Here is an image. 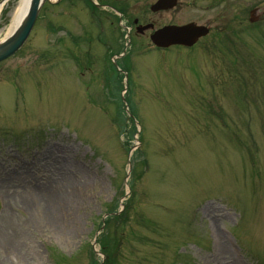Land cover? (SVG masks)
<instances>
[{"label":"rangeland","instance_id":"374dc122","mask_svg":"<svg viewBox=\"0 0 264 264\" xmlns=\"http://www.w3.org/2000/svg\"><path fill=\"white\" fill-rule=\"evenodd\" d=\"M19 2L11 0L0 14V32L9 27ZM194 2L195 7L181 8L175 19L187 15L211 22L213 33L204 46L212 53L157 50L146 57L135 55L134 69L103 62L108 56L82 68L78 61L62 63L54 50L45 48L43 36L71 4L46 3L42 8L29 44L5 64L19 68L17 74L0 75V191L5 195L0 196V264H90L88 249L94 250L98 224L108 217L109 203L123 201L120 192L122 197L128 191V150L133 145V158L143 155L147 163L136 166L135 180H128L136 194L133 208L125 211L130 218L117 231L97 236L95 250L105 256L114 251L117 257H107L106 263L264 264V26L243 32L241 20L250 8L231 3L223 24L230 29L237 24L232 18L240 20L234 46L241 61L240 75L232 77L233 51L218 45L222 26L213 17L217 11L197 9L209 0ZM110 34L103 38L109 43ZM42 52L49 57H41ZM125 90L138 125L122 115L128 116L118 102ZM36 141L40 143L29 145ZM50 157L52 167L46 161ZM32 163L45 165V172L32 176L34 169L24 166ZM22 172L32 175L23 178ZM49 178L60 182L50 190L62 189L68 196L51 220L47 198L32 208L21 196L24 187L27 192L48 188ZM219 196L223 202L205 203L201 215L200 206ZM222 203L240 217L239 225L226 231L253 258L245 263L237 259L239 252L225 232L235 215ZM206 223L216 235L211 247ZM8 231L16 238V251L7 248ZM57 253L74 258L61 260ZM94 255L101 261V255Z\"/></svg>","mask_w":264,"mask_h":264},{"label":"flooded vegetation","instance_id":"af4514ba","mask_svg":"<svg viewBox=\"0 0 264 264\" xmlns=\"http://www.w3.org/2000/svg\"><path fill=\"white\" fill-rule=\"evenodd\" d=\"M85 2L92 5V11L94 13L93 24L105 26L111 25L113 31L117 32V42H120L121 33H129L131 38V42L133 46L144 45L150 47V36L165 27L173 26V27H183L186 25L194 24L197 27L207 26V22L197 20V19H187V15L181 17L178 21H176V13L180 11L181 8H192L195 7L194 0H165V6L167 9H161L158 11H152L151 6L160 1V0H84ZM176 2V6L170 8V3ZM211 6L220 5V11L215 17V19L219 22V27L228 26L223 24L224 20L227 19V13L231 8V3H234L232 0H209ZM251 2V6L255 7V0L249 1ZM146 3L145 5H143ZM250 4V3H249ZM208 4L201 5L198 10L207 9ZM135 9V10H133ZM120 12V13H119ZM189 12V11H187ZM120 16L119 18H115L114 16ZM168 18H172L167 20ZM235 21H239L238 17L232 18ZM246 19V18H245ZM210 27V26H209ZM211 28V27H210ZM109 29V28H108ZM212 31V30H211ZM106 33H100V35L105 36ZM141 35V36H140ZM120 36V38H119ZM144 36V37H142ZM207 36V35H205ZM198 36L195 38L197 43L195 46L191 47L195 48L197 46H204L206 44V40L208 36ZM81 37L80 35L77 38ZM94 33L91 35V40H94ZM82 42L83 38H82ZM105 43V44H103ZM101 43L104 46H114L116 43L110 41L107 43L104 41ZM118 45V44H117ZM85 45L76 44V48H83ZM182 46H172L170 48H175ZM156 48V47H154ZM168 48V50L170 49ZM185 48V47H182ZM158 49V48H157Z\"/></svg>","mask_w":264,"mask_h":264},{"label":"bare ground","instance_id":"6f19581e","mask_svg":"<svg viewBox=\"0 0 264 264\" xmlns=\"http://www.w3.org/2000/svg\"><path fill=\"white\" fill-rule=\"evenodd\" d=\"M29 3H30V0H21L19 2V8L14 15V18H13L14 23L12 27L15 26L18 19H20L23 15L27 13V9L29 8ZM50 159L54 161L53 157H50ZM47 163L49 166L53 165V164H50V162H47ZM49 179L51 181H49L48 183L49 184L48 188L43 189L41 187H36L33 189L32 192L31 191L27 192L25 191V187H24L23 188L24 191L22 192L21 196L24 200L27 201V204L30 205L32 208L36 207L37 205H40L41 200L45 202L47 198L48 200L46 203L48 207L51 208V214L49 213V220H51L55 215H57L59 211H61V209L66 204V202H68V196L66 197V194L62 193V189L61 190L56 189L54 191L50 190L52 187H57L60 182L58 180H53V178H49ZM70 199H72V197H70ZM33 211H36V210L33 209ZM9 233L10 232L8 231V233L5 236L7 248L8 250L15 249L16 251V247L18 246V245L17 246L14 245L16 242L15 241L16 238L15 239L13 237L10 238ZM13 234L15 236L17 234L16 231H13Z\"/></svg>","mask_w":264,"mask_h":264},{"label":"water","instance_id":"95a60500","mask_svg":"<svg viewBox=\"0 0 264 264\" xmlns=\"http://www.w3.org/2000/svg\"><path fill=\"white\" fill-rule=\"evenodd\" d=\"M45 0H31L30 7L10 38L0 44V60L15 52L24 42Z\"/></svg>","mask_w":264,"mask_h":264}]
</instances>
